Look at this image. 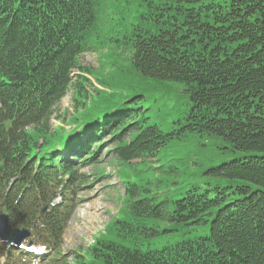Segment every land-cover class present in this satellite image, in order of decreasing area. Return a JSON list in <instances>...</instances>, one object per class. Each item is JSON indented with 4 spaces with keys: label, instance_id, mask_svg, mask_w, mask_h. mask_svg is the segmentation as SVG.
I'll list each match as a JSON object with an SVG mask.
<instances>
[{
    "label": "trees",
    "instance_id": "16d2710c",
    "mask_svg": "<svg viewBox=\"0 0 264 264\" xmlns=\"http://www.w3.org/2000/svg\"><path fill=\"white\" fill-rule=\"evenodd\" d=\"M104 49L117 80L86 107L79 75L51 133L78 55ZM104 137L123 208L73 264H264V0H0V213L59 248L71 207L38 211L73 179L63 154Z\"/></svg>",
    "mask_w": 264,
    "mask_h": 264
},
{
    "label": "rangeland",
    "instance_id": "374dc122",
    "mask_svg": "<svg viewBox=\"0 0 264 264\" xmlns=\"http://www.w3.org/2000/svg\"><path fill=\"white\" fill-rule=\"evenodd\" d=\"M107 53L110 54V51L104 49L101 52H89L79 56V67L71 74V86L68 91L66 90L67 92L58 104L54 106L47 122V127L51 133L54 129L66 126L69 119L76 113L75 108L78 104L76 105L74 101L76 90L74 83L81 80L79 75L84 74L82 78L85 80L80 83L79 87L82 86L81 90L88 95L85 100L86 107L90 103V98L95 96L93 89L103 92L110 91L109 89L105 90L98 83V79H101V77L109 84L117 80L118 74H114L115 72L111 70L109 60L102 57L103 54L107 55ZM118 58L121 60L125 57L124 55H118ZM117 63L118 65L122 64L118 60ZM85 71H91L92 74L82 73ZM97 74L100 76L99 78ZM107 142L108 144L102 145V151L96 158V164L91 165L88 163L84 167H78L77 174H83L85 183L78 187L74 193L77 206L72 217H70L61 246V253L68 258V264H72L75 252L78 250L84 251L95 237L104 233L110 221L117 217L120 209L123 208L122 200L125 197V189L118 178L121 167L115 163L116 157L111 153L113 146L116 144L108 138L106 139ZM213 158H219L217 151L208 148L201 161L208 166L216 165L217 160L209 163V160ZM219 159L224 160L225 158ZM203 182L215 184V181L207 179L205 175L193 180L194 184L200 186Z\"/></svg>",
    "mask_w": 264,
    "mask_h": 264
},
{
    "label": "water",
    "instance_id": "95a60500",
    "mask_svg": "<svg viewBox=\"0 0 264 264\" xmlns=\"http://www.w3.org/2000/svg\"><path fill=\"white\" fill-rule=\"evenodd\" d=\"M0 235L4 236L6 239H10L11 241H20L22 239V236L16 230H13L11 227L7 224V218L2 217L0 218ZM10 234H13L12 238H9ZM23 236H25V232H23Z\"/></svg>",
    "mask_w": 264,
    "mask_h": 264
}]
</instances>
